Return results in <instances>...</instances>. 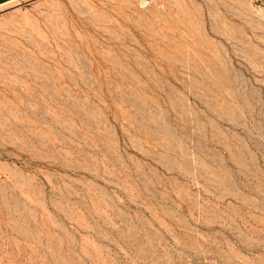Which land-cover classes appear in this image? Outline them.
<instances>
[{"label":"rangeland","instance_id":"374dc122","mask_svg":"<svg viewBox=\"0 0 264 264\" xmlns=\"http://www.w3.org/2000/svg\"><path fill=\"white\" fill-rule=\"evenodd\" d=\"M0 264H264V0L1 6Z\"/></svg>","mask_w":264,"mask_h":264},{"label":"crops","instance_id":"0c3cea01","mask_svg":"<svg viewBox=\"0 0 264 264\" xmlns=\"http://www.w3.org/2000/svg\"><path fill=\"white\" fill-rule=\"evenodd\" d=\"M12 1H14V0H0V7L3 6V5H6V4H8V3L12 2Z\"/></svg>","mask_w":264,"mask_h":264}]
</instances>
